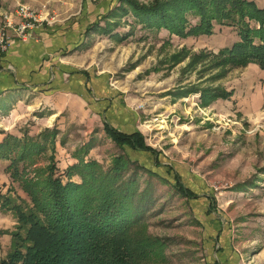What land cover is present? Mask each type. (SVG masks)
Listing matches in <instances>:
<instances>
[{
  "label": "rangeland",
  "instance_id": "obj_1",
  "mask_svg": "<svg viewBox=\"0 0 264 264\" xmlns=\"http://www.w3.org/2000/svg\"><path fill=\"white\" fill-rule=\"evenodd\" d=\"M18 3L48 12L50 27L62 33L56 77L36 86V95L0 111V141L7 133L57 131L53 146L48 143L26 161V176L54 162L63 178L79 157L107 168L122 151L103 122L139 130L153 151L128 146L124 151L166 180L138 169L147 206L140 223L165 242L163 260L151 264H264V108L247 107L249 91L259 84L245 69L248 64L217 61L218 50L236 39L228 26L214 23L211 36H178L144 27L129 13L113 19L110 33L83 36L87 24L119 0H0V12L13 11ZM188 18L192 24L197 20ZM219 88L231 96L201 103L203 90ZM9 164L0 160V202L4 196L28 200ZM177 179L190 195L175 186ZM15 225L12 211L0 205V259Z\"/></svg>",
  "mask_w": 264,
  "mask_h": 264
},
{
  "label": "trees",
  "instance_id": "obj_2",
  "mask_svg": "<svg viewBox=\"0 0 264 264\" xmlns=\"http://www.w3.org/2000/svg\"><path fill=\"white\" fill-rule=\"evenodd\" d=\"M129 13L144 27L178 36L211 35L214 23L236 28L238 40L219 49L217 61L230 67L256 63L264 70V6L255 0H119L118 6L88 23L83 36L99 30L110 33L117 23L113 19ZM189 15L197 19L194 24ZM82 42L83 38L73 50ZM231 94L223 88L203 90L200 99L205 105ZM103 129L122 152L107 168L97 160L79 157L67 166L63 178L53 161L37 168L33 177L24 173L26 161L45 151L48 143L54 145L55 128H45L36 136L5 134L0 160L10 161V175L21 183L28 200L4 196L0 202L16 219L10 248L0 264H151L163 260L164 240L140 223L147 206L138 186V169L164 181L165 177L131 159L124 147L153 150L139 130L126 132L107 122ZM20 163L25 164L21 170ZM175 182L190 195L178 179Z\"/></svg>",
  "mask_w": 264,
  "mask_h": 264
},
{
  "label": "crops",
  "instance_id": "obj_3",
  "mask_svg": "<svg viewBox=\"0 0 264 264\" xmlns=\"http://www.w3.org/2000/svg\"><path fill=\"white\" fill-rule=\"evenodd\" d=\"M263 6L264 4L260 7ZM43 10H45V5L41 11ZM4 12L12 11H1L0 15ZM15 20H18L16 16ZM227 29H230V33L236 36L234 41H237L236 32L232 31L231 27H227ZM61 47L62 33L60 28H52L50 24L43 23L33 31L28 39L21 40L13 37L10 40L8 49L0 54V111L21 104L22 99L27 98L30 93L36 95L38 93V90L35 89L36 86L41 89L45 81L47 83L56 77L53 73H55V63L60 60ZM245 69L251 70L259 80V84L254 90L251 89L247 95V107L250 111L263 109L264 70L255 63H249ZM52 85L50 84L48 88H54ZM53 91L46 93L45 90L44 94L51 95Z\"/></svg>",
  "mask_w": 264,
  "mask_h": 264
},
{
  "label": "built area",
  "instance_id": "obj_4",
  "mask_svg": "<svg viewBox=\"0 0 264 264\" xmlns=\"http://www.w3.org/2000/svg\"><path fill=\"white\" fill-rule=\"evenodd\" d=\"M15 16L18 20H15ZM43 22L49 24L48 12L37 13L27 4L18 3L12 12L1 14L0 20V54L4 53L13 37L28 39L33 31Z\"/></svg>",
  "mask_w": 264,
  "mask_h": 264
}]
</instances>
